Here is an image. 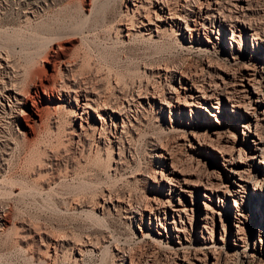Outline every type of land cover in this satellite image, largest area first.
<instances>
[{"label":"rangeland","instance_id":"rangeland-1","mask_svg":"<svg viewBox=\"0 0 264 264\" xmlns=\"http://www.w3.org/2000/svg\"><path fill=\"white\" fill-rule=\"evenodd\" d=\"M223 1L225 9H234L231 5L233 0L229 1L230 5L227 0ZM263 6L254 5V8L245 10L246 13L244 11V19L253 25L256 32L259 31L262 39ZM130 14V11H125V0H0V88L3 81H15L13 84L20 90L29 89L31 76L40 74L41 68L48 65L44 60L46 56L50 58L52 41L62 42L65 46L64 61L70 59L68 61L72 62L69 67L72 74L76 70V74L83 75L87 83L89 81V86H95L98 91L100 89L112 97L126 91L129 95V91L135 90L138 83L150 87L156 85L158 89L168 84L178 86V79L169 81L167 76L158 78L155 72L150 71L173 69L181 61H192L196 67L203 66L208 59L214 60V63L222 61L220 64L231 61L229 27L225 34L220 35L215 50L210 47L207 51L189 46V37L175 34L176 30L171 31L169 25L166 26L168 29L161 26L160 32L155 35L154 31L150 37L138 33L129 38L123 37L118 28L122 27L124 21L132 19ZM151 28L155 26L151 25ZM217 31L218 26L214 28V36ZM194 35L197 38V34ZM252 35L250 32L246 39L243 58H249L252 54ZM3 64L7 65L4 69ZM64 68L62 63L57 64L53 76L56 83L64 81ZM121 97L122 100L125 98ZM139 107L142 123L134 121L135 130L129 143L125 142L127 149L124 148L121 156L117 147L110 154L101 145L100 148L96 146L93 136L88 137L90 148L86 146L69 151V144L65 143V127H69L70 115L65 107L55 111L50 108L48 116L42 113L41 122L34 125V135L27 136V140L25 135V140L21 138L23 133L9 122L8 111L0 109L2 130L9 137L8 148L4 150L3 157L0 156V264H121L122 250L128 251L138 246L140 250L143 247L149 250L154 248L159 256L166 253V238L158 243L150 236L155 234V228L149 227L148 214L139 220V215L129 207H135L137 200L143 201L152 185L157 186L150 174L152 169H157L156 177H160L162 167L154 154L156 139L174 142L176 153L183 155L190 152V144L195 143L192 130L201 132L203 128L197 130L196 123L193 128L188 126V108L183 124L178 110L174 114V121L170 122L169 108L165 105L163 109H158L145 102L144 106ZM229 107L226 111L228 114L232 112ZM171 127L173 130H170ZM223 131L228 136L234 132L237 136L234 145L241 146V125H226ZM244 132L248 133L245 129ZM210 137L216 138V135L210 133ZM60 148L65 150L63 157L56 158L55 152ZM210 158L213 163L215 160ZM50 160L54 165L57 163L51 172L48 166ZM161 160L169 166V160L163 157ZM218 160L221 161V157ZM213 165L214 168L218 167ZM253 186V182L248 184L252 191L255 190ZM204 192L205 189L200 187L198 192L192 194L197 198L194 219L198 223L204 213ZM259 192L264 195V192ZM108 193L112 198L104 203L103 198H107ZM177 195L173 194L174 197ZM226 198L224 219L234 213L232 197L227 195ZM183 201L192 206L189 194L184 193ZM100 205L102 208H99ZM257 206L249 211L243 242L245 247H239L232 264H239L243 254L253 251L255 243L258 248L257 262L264 263V241L261 244L258 239L264 233V214ZM224 222L221 223L216 214L217 225L212 242L209 241L214 247L204 250L211 261L206 264H212L213 250L224 253L235 246L233 217L232 224L226 223L225 231ZM188 231L187 244L197 243L200 228L195 226ZM147 232L152 233L147 236ZM125 253L122 264L129 263Z\"/></svg>","mask_w":264,"mask_h":264},{"label":"bare ground","instance_id":"bare-ground-1","mask_svg":"<svg viewBox=\"0 0 264 264\" xmlns=\"http://www.w3.org/2000/svg\"><path fill=\"white\" fill-rule=\"evenodd\" d=\"M227 1L229 3L230 0ZM223 3V0H125V11H130V16L133 17L131 20L124 21L122 27L118 28L123 37L129 38L137 33L148 34L150 37L154 31H156L155 35L158 34L161 26H164L162 29H168L166 26L169 25L171 31L176 30L175 34H180L184 38L186 35L189 37V46L208 51L210 47L215 50L220 42V35L225 34L226 28L229 27L231 61L220 64L222 61L214 63L212 62L214 60L208 59L203 66L196 67L192 61L185 60L173 69L165 68V71L151 69L150 72H155L158 78L167 76L169 81L178 79V86L163 84L165 86L158 89L156 85L150 87L138 83L135 90L129 91V95L126 91L120 96L114 93L115 97H112L100 89L98 91L95 86V88L89 86V81L87 83L84 76H80L79 73L77 74L80 77L77 76L76 70L74 72L76 75L72 74V68H69L72 62H69L70 59L64 61L65 46L57 41H52L50 58L46 56L44 60L48 64L47 67H42L40 74L29 75V78L31 76L29 89L20 90V87L13 84L15 81L2 82L4 84L0 88V109L3 112L8 111L9 122L14 123L17 130L23 133L21 134L23 139L24 135L26 139L33 133L35 124L41 122L42 113L47 115L50 113V108L55 111L65 107L70 115L69 127H65V138H67L65 143L69 144L71 152L79 147L81 149L89 147L88 141L91 138L89 136H93L96 146L100 148L101 145V148L107 150L106 152L109 150L110 154L114 147H117L118 155L121 156L124 148L127 149L125 142L129 143L132 131L135 130V122L142 123L138 112L139 106H144L145 102L158 109H163L164 105L167 106L170 122L174 121V114L178 110L183 124L186 122V108H188L190 116L187 118L188 126L193 128L196 123L197 130L203 128L201 132L192 130L191 134L195 143H191V151L183 155L182 153L178 155L174 142L166 141V139L158 138L157 143L153 144L155 157L159 158L162 166L160 177H156V173L159 172L157 169H152L150 173L157 186L152 185L149 193L144 195V199L142 198L143 201L137 200L135 207L129 208L135 210L134 213L139 215V220L148 214L149 227L155 228V234L147 232V236L151 234V238L157 242L160 240L163 242L162 239L166 238V253L159 256L154 248L149 250L148 247H143L142 250L138 249L139 246L131 247L128 251L122 248V256L119 259L122 263L125 252L129 258L128 264L210 263L204 250L214 247L209 244V241L213 238L217 225V214L221 223L225 221L224 231L226 223H230L233 217L236 238L233 241L235 246L224 253L216 249L212 251V264H232V259L237 256L239 247L244 246L245 226L249 221L250 209L259 205V209L264 214V195L259 192H264V169H262V164L264 165V39L259 36V31L256 32L253 25L251 26L244 19L245 10L254 5L263 6L264 0H233L231 5L234 9L229 7L225 9ZM151 25L155 28H151ZM216 26L218 31L214 36ZM250 32L253 33L252 54L249 58L244 57L247 58L246 61L243 55H245L246 39ZM60 63L65 65L64 73L62 72L64 81L62 82L60 77L61 82L56 83L53 76L56 73L57 64ZM6 67V64L2 65L3 69ZM121 96L125 98L123 97L122 100ZM229 106H231V114L226 112ZM1 121L0 156L3 157L4 150L8 148L9 137L2 130L3 122ZM238 124L243 131H241L242 144L237 147L234 145L237 137L235 133L232 132L228 136L223 130L226 125ZM39 126L41 127V124ZM172 127L170 130H173ZM244 129L248 133H245ZM210 133L215 134L216 138L210 137ZM237 139L240 140V138ZM61 150L55 152L58 155H55L56 158L63 157L65 150ZM161 157L169 160V166L164 164ZM210 157L215 160L213 163ZM218 157L222 160L219 161ZM213 164L218 167L214 168ZM56 165L57 163L54 165L50 160L48 164L50 172L55 170ZM251 182L255 189L253 191L248 187ZM200 187L205 189L203 193L205 198L204 213L201 216V222L198 223L194 219V211L198 206L197 198L192 194L198 192ZM174 193L178 194L177 197L173 196ZM184 193L191 197L192 206L183 201ZM108 194L107 198H103L104 203L112 198V195ZM227 195L233 199L234 213L230 214L228 219H224ZM101 205L99 208H102L103 205ZM1 219L4 221L3 217ZM195 226L200 228V234L197 236L198 244L189 245L187 233ZM142 233L145 234V232ZM258 239L262 244L264 233L259 235ZM257 250L255 243L253 251L243 254L239 264H262L257 262Z\"/></svg>","mask_w":264,"mask_h":264}]
</instances>
